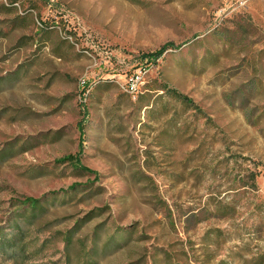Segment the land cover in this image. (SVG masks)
I'll return each instance as SVG.
<instances>
[{
    "label": "rangeland",
    "instance_id": "1",
    "mask_svg": "<svg viewBox=\"0 0 264 264\" xmlns=\"http://www.w3.org/2000/svg\"><path fill=\"white\" fill-rule=\"evenodd\" d=\"M166 85L200 111L140 109ZM10 142L6 234L12 199L60 193L22 219L33 255L0 264H254L264 0H0V153ZM79 154L97 178L60 161ZM74 184L87 185L61 193Z\"/></svg>",
    "mask_w": 264,
    "mask_h": 264
},
{
    "label": "trees",
    "instance_id": "2",
    "mask_svg": "<svg viewBox=\"0 0 264 264\" xmlns=\"http://www.w3.org/2000/svg\"><path fill=\"white\" fill-rule=\"evenodd\" d=\"M169 47L177 49L180 46L169 44L167 46H164L159 51L149 54L148 57H154V59H158L164 54L165 49ZM162 90L163 93L157 95L154 102H151V98L153 97V95L145 94V93L139 94L138 96L139 101H142L145 98L148 99L146 104L140 106V109L146 107V109H149V112H152L153 107L155 103H157V101L163 100L165 98H171L174 100V102L179 103L185 109L193 108L196 111H200V108L195 104L193 99L179 92L178 90L171 88L167 85L164 86ZM87 117L88 115H85V118ZM16 145H17L16 142H10L7 145V147L2 148L0 153L1 158L4 160L7 157H10V155L14 153L15 151L14 149ZM60 161L63 163L67 162L73 165L76 169L81 170L85 173L95 175L96 176L95 178H97L98 176L96 172L86 167L82 163L81 154L69 155L64 157ZM88 184H90V182ZM86 185L87 184H74L69 189L62 190L61 193L68 194L70 191L76 190L78 187H82ZM59 193L60 192H50L49 194L45 195L43 198L17 197L12 199L14 210L12 211L11 215L7 220V226L12 227V234L8 236L5 232L6 227H0V252L6 253L8 257H10L16 262H22L28 260V258L33 255V252H35L36 249L34 248V246L32 248V245L26 242L27 232L23 228L22 219H27V215H31L33 218H36L39 215L43 214L48 208L47 206L49 201L52 200L54 202L58 196L57 194ZM73 234H74L73 231L67 232L68 244L72 240ZM253 262L254 264H264V255H260L257 258H254Z\"/></svg>",
    "mask_w": 264,
    "mask_h": 264
},
{
    "label": "built area",
    "instance_id": "3",
    "mask_svg": "<svg viewBox=\"0 0 264 264\" xmlns=\"http://www.w3.org/2000/svg\"><path fill=\"white\" fill-rule=\"evenodd\" d=\"M139 79H140V76H139V75H136V76H135V81H134V78H133L132 86H130V89H131V91H132L133 93L137 91V89H135L134 85H135V82H138L137 80H139Z\"/></svg>",
    "mask_w": 264,
    "mask_h": 264
}]
</instances>
